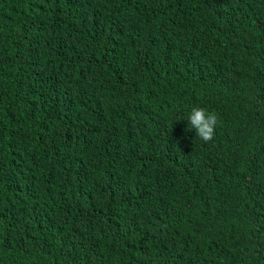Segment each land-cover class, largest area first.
Instances as JSON below:
<instances>
[{
    "label": "trees",
    "instance_id": "1",
    "mask_svg": "<svg viewBox=\"0 0 264 264\" xmlns=\"http://www.w3.org/2000/svg\"><path fill=\"white\" fill-rule=\"evenodd\" d=\"M0 264H264V0H0Z\"/></svg>",
    "mask_w": 264,
    "mask_h": 264
},
{
    "label": "clouds",
    "instance_id": "2",
    "mask_svg": "<svg viewBox=\"0 0 264 264\" xmlns=\"http://www.w3.org/2000/svg\"><path fill=\"white\" fill-rule=\"evenodd\" d=\"M191 127L195 128L196 136L204 142L214 139L215 129L218 124V116L215 112H209L203 107H193L188 116Z\"/></svg>",
    "mask_w": 264,
    "mask_h": 264
}]
</instances>
